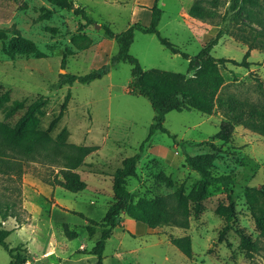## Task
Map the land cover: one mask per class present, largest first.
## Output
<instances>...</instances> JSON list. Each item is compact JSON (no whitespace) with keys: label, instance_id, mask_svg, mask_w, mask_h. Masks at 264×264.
Returning <instances> with one entry per match:
<instances>
[{"label":"rangeland","instance_id":"374dc122","mask_svg":"<svg viewBox=\"0 0 264 264\" xmlns=\"http://www.w3.org/2000/svg\"><path fill=\"white\" fill-rule=\"evenodd\" d=\"M70 1L74 8L86 11L92 24L50 0H0V28H16L44 54L41 58L22 55L12 60L4 54L0 41V93L8 92L10 97V102L0 107V121L15 124L19 120L21 114L11 109L14 101L45 96L48 103L39 127L47 129L70 94L50 142L34 157L10 152V163L0 165V222L1 214L7 210L14 216L3 222L4 228L12 230L7 242L22 250L27 264H96V256L90 251L102 229L98 227L94 235H89L87 220L62 207L53 209V195L45 196L42 188L54 178L62 179L61 170L69 165L73 145L91 147L93 151L74 169L90 188L81 193L59 188L56 196L67 207L100 221L114 200L115 171L124 158L139 151L156 114L147 98L128 92L132 66L126 62L111 67L108 75L88 84L57 85L65 72L85 75L110 63L118 44L106 35L104 27L119 34L137 22L148 25L154 0ZM243 1L242 7L234 10L232 0H162L160 35L193 57L222 32L212 55L240 62L249 44H258L253 36L264 31V0ZM44 9L51 12L48 18H42ZM192 11L200 18L194 17ZM67 51L72 55H68L62 69ZM130 53L144 70L188 72V61L170 52L154 34L135 32ZM249 61V68L220 65L225 84L218 94L215 117L195 110L169 112L165 127L177 141L161 132L155 133L152 140L168 146L176 144L178 155L165 160L144 151L137 164V176L126 181L128 191L136 198L163 195L172 204L179 187L189 196L200 181V175L186 164L187 154L214 155L209 169L216 176L230 179L228 189L235 205L233 229L220 238L227 223L229 199L222 185L212 184L199 215L191 211L187 226L164 225L162 235L133 236L123 224L132 218L123 214L121 225L106 243L102 264H264V233L256 222L257 216L264 219L260 193L264 186V135L243 125L254 120L264 126L256 116L257 110L264 108V49H254ZM223 120L235 128L227 143L211 139ZM168 178L172 186L167 184ZM94 186L101 189V194L93 190ZM34 196L40 198L38 204ZM34 204L36 211H31ZM44 221L51 224L46 227ZM66 229L78 237L68 239ZM184 236L191 237V258L171 242L172 238ZM32 240L39 241L38 245ZM44 250L46 254L42 256ZM10 260L9 253L0 246V264H10Z\"/></svg>","mask_w":264,"mask_h":264},{"label":"trees","instance_id":"16d2710c","mask_svg":"<svg viewBox=\"0 0 264 264\" xmlns=\"http://www.w3.org/2000/svg\"><path fill=\"white\" fill-rule=\"evenodd\" d=\"M161 1H153V5L150 8L151 20L148 25L137 22L119 34H115L108 26L104 27L106 35L114 39L118 44V52L111 57L110 63L95 68L85 75L65 72L60 75V80L57 84L58 87L65 85L72 86L75 82L88 84L108 75L111 67L118 65L120 62H126L132 66V80L128 92L135 96L147 98L156 113L154 122L149 129V135L141 144L139 151L133 156L126 157L122 161V166L113 175L112 189L114 200L109 205L105 216L100 221H97L87 218L82 213L74 212L87 220L88 225L86 226V230L89 235H94L98 227L102 229L100 238L90 251V254L96 256V264L103 263L106 243L112 237L113 231L121 225L123 214H127L130 218L146 224L154 234H162L161 228L168 224L187 226L190 212L194 211L196 216L201 212L203 202L208 195L209 186L212 184L222 185L229 199V208L226 209L225 214L227 223L220 233V238L233 229L232 221L235 205L228 189L230 179L227 176H216L211 172L209 166L214 159V155L191 156L187 154L185 159L186 164L200 175V181L189 196H185L182 187H179L173 196L175 203L171 204L170 198L163 195L153 199L136 198L126 187L127 179L137 176V164L145 151L146 147L144 145H148L155 133L168 134L174 138L175 142L177 141L176 136L172 135L165 127L167 114L171 111L193 110L206 115L214 114L218 105V94L225 84V78L220 71V65L231 63L235 66L249 68L252 64L249 61L252 51L254 49H264L263 31L253 36V41H258V44H249L242 61L239 62L227 58L217 59L212 55V50L218 45L219 39L224 35L220 32L216 38L207 43L195 56L189 57L167 38H163L160 35L158 27L163 15ZM232 1V8L234 10L243 5V3L241 4L242 0ZM50 2L61 9L73 10L75 15H80L89 24H92V20L88 18L86 11L80 7L74 8L72 1L50 0ZM50 13L49 10L44 9L42 18H48ZM192 15L200 18V15L195 11H192ZM137 31L144 34L157 35L161 44L170 52L182 55L188 61V72L177 73L155 68L144 70L139 60L130 53L135 39V32ZM7 38L8 40L6 41ZM0 41L3 42L2 50L4 54L12 60L22 55H32L37 58L44 57V54L35 46L34 42L23 37L20 31L14 27L0 28ZM68 55H72V53L67 51L63 55L62 69L66 67ZM190 73H192L191 76L188 75ZM69 99L70 94L66 96L59 115L51 121L47 129H42L39 126L41 122L40 117L44 114L43 108L48 103V98L37 96L31 101L27 99L14 101L11 106L12 112L21 114V117L15 124L0 121V165L4 162L10 163L8 159L10 152H15L24 157H34L38 154L52 139L51 134L62 119ZM8 102H10L9 93H0V107ZM256 116L257 121L262 122L264 125V108L257 110ZM243 125L264 135V126L260 127L254 120H247L243 122ZM234 129L233 123L223 120L219 131L211 139L227 143L231 140ZM64 134L65 131L61 133V135ZM212 146L214 147V144ZM72 148L74 149V154L68 157L69 165L66 166L67 168L61 170L62 179L54 178L50 181V185L54 187L59 186L71 193H79L86 189L87 184L74 169L82 164L83 157L91 153L93 149L83 145H73ZM167 184L172 186L171 178L167 179ZM260 193L264 201V186L261 187ZM9 217L14 216L9 214L8 210L1 214L0 246L9 253L10 264H27V258L22 254V250L19 247H11L7 242L8 237L12 234V230L4 228L3 222H6ZM256 222L261 233H264L263 217L257 216ZM65 233L68 239L78 237L76 232L69 229H66ZM171 242L184 255L189 258L192 257V241L190 236L172 238Z\"/></svg>","mask_w":264,"mask_h":264},{"label":"crops","instance_id":"0c3cea01","mask_svg":"<svg viewBox=\"0 0 264 264\" xmlns=\"http://www.w3.org/2000/svg\"><path fill=\"white\" fill-rule=\"evenodd\" d=\"M210 116H214L215 117V114H212ZM152 139H153V137L151 138L150 142L148 143V145H147V147L145 149L146 153H149V154L155 156L156 158L165 159V160L173 157L175 154L178 155V152L176 151V147H177L176 144H174L173 146H168V145H164V144H161V143H156ZM59 188H61V187H59V186L54 187L52 185L44 186L42 188V192H43L42 194H44L45 196H48L50 198L53 195V198H54V201H55V203L53 205V209L62 207V208H65L67 213L68 212L81 213V211H76L75 209H71V208L67 207L66 205H64L61 202V200L56 196V191ZM88 188H90V186L87 183V187H86L85 190H87ZM92 188L97 194H101V192H100L101 189H99L98 186H94ZM61 189H63V188H61ZM84 191H82V192H84ZM79 193H81V192H79ZM40 194H41V192H39V194H38L39 197H41ZM33 198H34V202L36 201L37 204H38V202H40V198H38L36 196H34ZM33 207H34V209H30V210L31 211H36L37 205L34 204ZM33 217L35 218L36 214H33ZM24 224H26V223H24ZM44 224H45L44 226L47 227V225H50L51 223L49 221V224H47L46 221H44ZM123 224H124V228L126 229V231L131 233L133 236L134 235L135 236H138V235L142 236V235H147V234H154L152 232V230L146 224H144L142 222H138V221H136L134 219H126V220H124ZM155 235H162V234H155ZM32 241L36 243L35 245H38V243H39V241H37V240H32ZM31 242H30V247H31V249H34L31 246ZM48 243L49 242H46L44 245L47 247ZM55 252H56V249H55ZM41 254H42V256H44V254H46V250H44V252H42Z\"/></svg>","mask_w":264,"mask_h":264}]
</instances>
